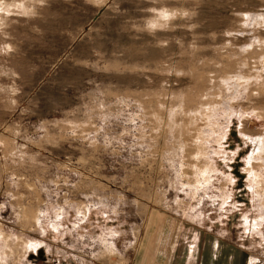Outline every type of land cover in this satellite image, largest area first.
Instances as JSON below:
<instances>
[{
    "label": "rangeland",
    "instance_id": "374dc122",
    "mask_svg": "<svg viewBox=\"0 0 264 264\" xmlns=\"http://www.w3.org/2000/svg\"><path fill=\"white\" fill-rule=\"evenodd\" d=\"M154 209L264 264V0H0V264H129Z\"/></svg>",
    "mask_w": 264,
    "mask_h": 264
},
{
    "label": "crops",
    "instance_id": "0c3cea01",
    "mask_svg": "<svg viewBox=\"0 0 264 264\" xmlns=\"http://www.w3.org/2000/svg\"><path fill=\"white\" fill-rule=\"evenodd\" d=\"M184 233L180 219L159 209L150 211L129 264H203L198 236L193 240Z\"/></svg>",
    "mask_w": 264,
    "mask_h": 264
}]
</instances>
